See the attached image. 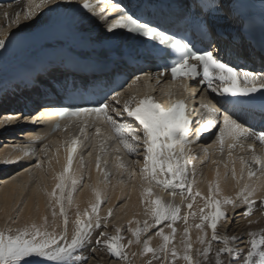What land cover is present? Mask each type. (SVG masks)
<instances>
[{
    "label": "snow or ice",
    "instance_id": "6c2138e0",
    "mask_svg": "<svg viewBox=\"0 0 264 264\" xmlns=\"http://www.w3.org/2000/svg\"><path fill=\"white\" fill-rule=\"evenodd\" d=\"M16 3L18 7L11 13L9 10L13 9L12 3L0 4V18L7 22L0 26V49L4 52L8 51L6 41L10 43L14 39V34L10 36L8 32L9 28L32 21L37 10L47 5H53L51 11L55 12L60 3L76 4L77 7L71 8L70 11L82 20L96 17L105 26L110 39H118L126 34L133 39L140 38L148 54L163 61L161 71L138 75L133 83L153 78L159 83L165 75L170 77L168 83L177 79H191L195 81L190 89L191 94L195 97L197 92L201 93L199 109L205 111L200 112L197 109L195 114H198L200 119L193 121L189 118L185 100L170 102V106L164 108L154 97L137 99L135 96L131 101L123 103L122 107H118V97L122 95L118 90L111 93L101 91L100 98L93 106L79 102L84 99L83 94H80L79 98L75 94H68L69 103L66 106H44L37 116L30 119L32 123H47L52 117H58L45 136L59 132L63 121H73L82 115L104 114V122L115 131L119 143L128 153L137 157L143 156L140 175L148 187L141 192V203L143 213L151 217V223L148 219L143 223L130 220L126 228L114 227L112 231L115 234H110L108 225L113 217V208L108 207L107 215L101 217L100 206L104 203V198L96 185L90 186L95 200L89 202V207L81 211L80 206L75 205V219L71 222L70 230L65 200L67 208L71 209L74 203L72 193L82 178L79 170L73 171L79 145L78 140H73L66 148V166L53 177L58 182L51 193H45L49 198L47 207L51 212V220L47 214L41 216L40 223L30 217L25 219L24 211L27 205L16 203L12 208L14 215L6 213L4 227L0 228V264H93V261L101 264L102 257L99 254L107 256L110 264H137L138 258L140 264H264V228H251L264 218V158L256 154L257 147L264 152V127L258 130L248 125L234 110L230 111L226 106L231 104L235 109L255 100H260L264 105V68L255 70L246 65L242 66L244 57L255 55L254 51L243 49V35L241 34L240 39L233 36L229 45L218 46L211 35L208 20L204 18L186 21L198 35V39H194L188 27L185 28L184 34L180 35L168 27L144 19L143 14L139 12L133 13L117 0H96L95 3L91 0H40L38 5H34V0H16ZM204 7L210 10L211 19L220 15L219 3H207ZM260 51L264 52V39L261 41ZM204 85L207 87H203ZM181 86L185 92L189 91L187 83ZM209 89L221 99L211 96ZM255 93H259V96L254 95ZM229 97L251 99L229 100ZM109 109L121 119L116 120L107 115ZM19 120L20 116H7L0 120V127ZM98 123L95 131L100 135ZM213 128H216V144L221 149L226 142L228 145L227 154L233 165L230 176L234 181L235 195L224 194L219 167L216 169L215 181L209 182L207 195L193 189L197 168L192 163L195 159L191 154L192 146L200 142L202 135ZM43 139L44 137L38 136L18 146V155H6L0 163L12 164L23 158L38 155V152L29 151V148ZM216 144H199L204 155L199 163H204L209 157L208 148L215 147ZM237 145L240 151H250L251 156L248 159L259 165L256 171L247 168L246 176L245 158H239L241 165L245 166L241 167L239 173L232 158V149ZM141 147L143 151H137ZM115 151H119V148ZM88 155L91 156L92 153L89 152ZM120 159L119 156L116 157L117 161ZM43 163L41 160L33 167L40 169ZM132 163L140 165L141 161L134 159ZM211 163L215 165L218 162L212 160ZM48 164L51 170V161ZM122 167V164H117V168ZM224 167L226 180L229 176L228 165L225 164ZM96 168L100 171L99 157ZM27 171L30 172L31 169ZM153 187L167 192L172 200L166 202L158 195L152 199ZM65 189H68L66 196ZM177 196L180 199L179 204L172 202ZM103 197H107L106 191ZM197 198H200L201 206L194 209ZM186 201L188 202L185 203ZM182 206L185 209L183 214ZM123 207L127 208L128 205L125 203ZM229 208H244L241 215L247 219L250 228L246 234L247 239L218 231L222 222L234 219L228 215ZM256 212L260 213V217L253 219ZM22 219L23 225L17 226L21 225ZM178 222H182L183 229L179 234V243H176ZM153 228L156 229L153 235L147 236ZM166 229L170 231L166 232ZM194 229L195 240L191 236ZM123 233L130 235L125 236ZM157 238L160 243L153 247L152 242ZM242 244L246 251L241 247ZM132 248L135 250L129 252ZM85 249L88 250L87 255L84 254Z\"/></svg>",
    "mask_w": 264,
    "mask_h": 264
},
{
    "label": "bare ground",
    "instance_id": "6f19581e",
    "mask_svg": "<svg viewBox=\"0 0 264 264\" xmlns=\"http://www.w3.org/2000/svg\"><path fill=\"white\" fill-rule=\"evenodd\" d=\"M250 2H253V4H258L264 5V0H249ZM40 4V0H34V5ZM62 3H60L58 6H60ZM58 6H56L58 8ZM17 6H14L13 9H10L11 11L15 10ZM53 5H47L45 7L40 8L37 10V14L34 17V21L30 22H22L19 27H11L8 29V32H12L14 29H28L32 28L35 23H38V25H42L46 19H53L55 12H51V8H53ZM47 8L46 13L42 14L41 10L45 11ZM7 22L0 18V26H3ZM2 49H0L1 51ZM149 85L146 87L148 88ZM142 92L146 90V88L142 86H139ZM163 92H169V90L163 89ZM139 93V92H138ZM134 95L135 97L138 95ZM122 101V100H121ZM6 115V114H5ZM14 123H12V126ZM14 127H16L14 125ZM19 126L18 128H20ZM5 129V128H2ZM15 129V128H14ZM88 129V128H87ZM65 130H69V128H66ZM14 130H11V132ZM87 131V130H86ZM86 131H84V135L86 134ZM101 131V130H100ZM15 135V133H14ZM67 135L68 132H63L60 131L58 135H55L51 137L47 143V147L45 148V143L42 145H38L37 147L29 148V151L35 150L38 152V155H32L27 158H23L21 160H18L15 163L12 164H4L0 163V228L4 227L5 223V216L6 213L14 215L12 212V208L16 203L20 204H26L27 207L25 208L24 211V218L28 219L29 217L32 220H35L37 223L41 222V216L47 214L49 216V219L51 220V212L50 209H48L47 205L49 202L48 196L45 195V193H51L55 187V184L58 182L57 180L53 179L54 175L57 173L61 172L63 168L66 166V157H67V152L66 148L71 145V142L73 140H78L79 145H78V151L76 153V160L74 161L73 164V171L79 170L82 176H88V178L84 181V185L81 186V181L83 179L81 178L76 186V190L72 193V198H73V207L71 209L67 208V200H65V206H66V211L68 212L69 215V220H70V230H71V222L75 219V205L78 204L80 206L81 211H83L84 208L89 207V202L95 200V196L92 190V187L90 186H99V189L102 192V198H104V203L100 206V215L101 217H104L107 215V208L112 207L113 208V217L111 218V221L114 219H118V227L126 228L128 226V222L130 220H139L141 223L145 219H148L149 222L151 223V217L150 216H145L143 213V205L141 203L142 197H141V192L143 191L144 188L148 187L142 179V176L140 175V169L137 168L138 170L134 172L132 179L130 181H127L128 183H125L124 181H119L118 178L106 182L105 181V168L104 164L106 163H111L113 164L114 170L119 174L124 171V162L122 161L123 159V151L119 153H115L112 151L114 157H107L106 153V148L104 147H99L100 144V139H103L102 137H96V143L95 141H91V145L88 148L87 140L81 141L79 139V136L73 137L70 141H67ZM83 135V136H84ZM32 139L34 138L33 135H30ZM105 137V136H103ZM52 140V141H50ZM3 143V144H2ZM6 143H10L7 141V137H0V160H3V158L6 155H10L15 157L19 153V147L18 144H15L14 146L11 145H6ZM89 143V142H88ZM216 144V142L214 143ZM227 145V143H225ZM228 146V145H227ZM216 148H220L218 144L215 146ZM214 147V148H215ZM50 148V149H48ZM199 145L192 146V155L195 157V159L192 161L196 165L197 168V176H196V183L193 185V189L199 190L203 195L208 194V185L209 182H214L216 179V169L219 167L220 171V178H221V187L223 189L224 194L226 195H235V186H234V181L231 179L230 176V170L232 168V163L229 161L228 169L227 171L229 172L228 178L225 180L224 179V173L226 171L223 163L218 162L217 164H212L211 161L215 160V158H207L204 160V163L201 164L199 161L204 158L202 150H198ZM212 148V147H211ZM41 149H43L41 151ZM104 149V151H102ZM209 149V148H208ZM236 151L239 152L238 155H243L244 151H240L239 145L236 147ZM47 151V160L44 162V164L41 166L42 169H37L33 167V165L39 161H41L45 156H41V153H44ZM125 151V150H124ZM138 151L141 152L142 149L138 148ZM91 152L92 155L89 156L88 153ZM127 152V150H126ZM264 156V152L258 151ZM111 153V154H112ZM209 153V151H208ZM226 153H228V149L226 150ZM106 154V155H105ZM46 155V154H45ZM105 155V157H104ZM119 156L121 159L120 161L116 160V157ZM97 157H99V162H100V171H97L96 168V163H97ZM143 156H138L140 158L139 160L141 161V167H143ZM223 157V156H222ZM225 158V157H224ZM233 160H235V167L237 169V172H240L241 167H245L244 165H241L240 163V156L237 158V155H232ZM108 160H110L108 162ZM226 158L223 160L225 161ZM229 160V157H228ZM51 161V170H49V164L48 162ZM57 161H59L57 163ZM226 162V161H225ZM117 164H122V168H117ZM191 166V165H190ZM45 167V168H44ZM136 168V167H135ZM250 168V167H249ZM27 169H31V171H35L38 176V181L36 183L30 182L31 177L29 176V171ZM19 174V178L21 177V181H17V179H10L12 176ZM121 175V174H120ZM247 175V169L245 167V176ZM84 176V177H85ZM30 185L29 189H25L26 185ZM107 192V197H103V193ZM154 195L151 197L152 199L155 198L156 195L160 196L163 198L164 201L168 202L171 201L172 198L168 195L167 192H162L159 188L153 187L152 189ZM68 189H65V196L67 195ZM57 194H59V190H57ZM257 199V207L259 206V197ZM174 203L179 204L180 199L179 196L176 197ZM187 202V201H186ZM185 202V203H186ZM127 204L128 207L124 208L123 205ZM198 206H201L200 198H197L196 204H194V209H197ZM184 207L182 206V214L184 212ZM59 211V207L57 206V212ZM244 211V208H238V209H228V215L230 217H234V219H229L226 222H222L221 225L218 227L219 232H227L229 235H238L242 237L243 239H247V232L250 230L249 225L247 224V219L241 215V213ZM231 212H234L231 214ZM126 213V215H125ZM139 213V214H137ZM260 217V213L256 212L253 215V219H256ZM24 223V219L21 221V225L17 226H22ZM116 225L114 226L112 223L109 224L108 226V231L110 234H115L112 229L114 227H117ZM133 227H135V224H133ZM178 229L177 233V241L176 243H179V234L182 232L183 225L182 222H178L176 225ZM251 228L253 230H258L260 228H264V218L260 219V223L256 225H252ZM155 228L151 229V231L147 234V236L153 235L155 232ZM170 231L166 229V232ZM125 236L130 235V233H123ZM192 239L195 240L196 238V230L194 229L193 232L191 233ZM160 243V239L157 238L153 240L152 245L153 247L158 246ZM242 248L247 250L245 246L242 244ZM135 248L129 249V252L134 251ZM84 254H88V250H84ZM102 257V262L101 264H110L109 258L105 256L104 254H99ZM93 264H96L95 261H93ZM137 264H140L139 258L137 259Z\"/></svg>",
    "mask_w": 264,
    "mask_h": 264
},
{
    "label": "rangeland",
    "instance_id": "374dc122",
    "mask_svg": "<svg viewBox=\"0 0 264 264\" xmlns=\"http://www.w3.org/2000/svg\"><path fill=\"white\" fill-rule=\"evenodd\" d=\"M95 141V138H93V142ZM101 144V145H100ZM99 144V147L101 146V147H104L105 146V148H106V153H107V157H114L113 156V153H112V151L113 152H115V153H117L116 151H115V149H113L112 147H111V141H107V142H102V143H100ZM48 149H50V148H48ZM125 148H120V152L122 151V150H124ZM126 150V149H125ZM102 151H104V149L102 150ZM138 151V150H137ZM112 153V154H111ZM46 154V155H45ZM213 154V153H212ZM47 151L46 152H44V153H41V156L43 157V156H45L42 160L44 161V162H46L45 160H47ZM106 155V154H105ZM123 156V159H122V161L124 162V164H126L125 166H124V171L122 172V173H117L115 170H114V167L112 166V169H111V167L110 166H108L107 168H105V175L107 176V179H105V181L106 182H110V181H112V180H114V179H116V178H118L119 179V181H124L125 183H128L127 181H130V179H132V178H134L133 177V174H134V172H136L137 173V171H134V170H138V168L140 169V167H141V165H138V168H137V165H135V164H133L132 163V161L134 160V159H140V158H138L137 156H135L134 154H126V152H123V154H122ZM223 155H221V157H222ZM225 156H223L222 158H220L221 159V161L222 162H225V161H227V159L225 160V161H223L225 158H224ZM110 161V160H109ZM44 164V163H43ZM42 164V165H43ZM41 165V166H42ZM113 165V164H112ZM104 167H105V165H104ZM136 167V168H135ZM253 171H256L259 167H257V166H255V165H251V166H249ZM45 168V167H44ZM41 169H42V167H41ZM35 171L36 170H34V171H30V173H29V176L31 177V180H30V182H31V184L32 183H36V181H38V176H37V173H35ZM121 174V175H120ZM19 174H16V175H14V176H12L10 179H17V181L19 180V181H21V177L19 178ZM85 176V175H84ZM84 176H82V179H83V181H81V186L82 185H84L83 183H84V181L88 178V176L86 175L85 177ZM105 178V177H104ZM85 179V180H84ZM133 180V179H132ZM87 181V180H86ZM29 184L28 185H26L25 186V189L27 188V189H29ZM188 202V201H187ZM186 202V203H187ZM111 223L115 226H117L118 224V219H114L113 221H111ZM110 224V223H109ZM109 226V225H108ZM118 227V226H117Z\"/></svg>",
    "mask_w": 264,
    "mask_h": 264
}]
</instances>
